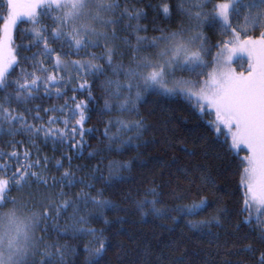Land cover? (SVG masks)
I'll return each mask as SVG.
<instances>
[{
  "label": "snow or ice",
  "instance_id": "obj_1",
  "mask_svg": "<svg viewBox=\"0 0 264 264\" xmlns=\"http://www.w3.org/2000/svg\"><path fill=\"white\" fill-rule=\"evenodd\" d=\"M142 2L136 0L130 5L128 0L123 3L121 0H7L6 14L0 15V91L3 92L0 133L7 124L10 136L29 134V143L37 148V152L33 158V154L25 149L21 156L15 150V144L22 142L14 141V150L0 155V160L5 161L0 164V264H65V255L71 249L66 245L46 243L43 235L50 230V221L54 222L52 227L58 229L62 216L66 222H71L64 230L66 233L70 231L74 237L92 238L84 248L90 257L86 264H100L112 247L104 237V229L89 225L97 217H104L106 210H119L118 205L104 198V189L123 182V173L132 169L133 161L108 160L102 168V158L90 170L93 175L81 179H76L75 171H83L85 166L78 165L75 171L72 168L73 159L83 158L85 150L84 125L89 119L88 104L94 99L88 78L101 76L105 77L100 85L104 97L101 115H111L115 111L129 117L106 121L103 135L108 141L106 150L109 154L123 155L127 150L143 145L148 125L140 114L139 104L146 95H154L184 101L196 118L203 121L202 130L197 131L198 141L208 145L203 151L205 159L227 157L232 163L238 159V190H242L240 215H247L227 233L233 237L235 251L226 254L246 258L236 264H264V228L258 235H240L243 226L252 223L253 211L257 213V221L264 216V0H175L174 3L173 0H161L155 5L157 15L168 19L176 14L181 20L175 28L152 27L151 31L159 35L151 37L141 35L150 30L142 23L148 18V12L138 7ZM152 7L147 5V8ZM23 18L32 25L27 30L29 43L17 45L14 30ZM46 19L51 25L43 22ZM209 28L218 29L220 39L210 42L206 35ZM256 32L258 36L253 34ZM57 43L68 51L61 53L53 48L52 45ZM33 48L38 51L21 57V52H31ZM89 49L102 51L97 55ZM81 53L86 59H64ZM239 54H246L247 68L238 72L233 61ZM46 61L51 68L45 66ZM22 62L27 67H21ZM17 68L21 69L20 74L15 80L10 79ZM29 68L31 71L27 70ZM74 79L82 82L72 91L87 90L88 101L77 102L73 95L59 107L37 105L25 107L23 112L11 107L13 102L27 104L36 99L41 88L46 97L54 95L64 99L68 85ZM133 116L138 118L131 119ZM205 117L212 118L205 120ZM59 124L63 128L53 127ZM113 127H116L115 133H111ZM41 134L45 143L52 141L54 149L57 144L67 142L69 151L74 153L63 154L56 160V170H64L59 178L53 176L51 181L47 175L51 161L39 154L35 144ZM217 148L222 151L217 152ZM241 151L245 152L243 156H239ZM187 154L195 156L196 152ZM88 156L96 159L100 151L88 152ZM9 160L14 163H8ZM63 161L68 162L67 168ZM172 164L176 165V172L158 187H171L174 181L181 179L195 184L188 168L181 166L176 158ZM104 171H107V177L103 175ZM195 171L201 174L202 183L215 187V180L205 175L206 166H197ZM88 179L99 180L104 189L97 190L95 195L85 191L93 188L92 183L86 182ZM76 185L83 187L70 198L65 189ZM176 187L179 188L178 183ZM13 192L18 195H12ZM144 195L153 198L134 200L125 196V199L132 201L144 216L171 219L174 224L179 221L171 216L173 211L181 213L180 219L189 217L186 227L200 233L209 243L220 239V234L213 232V228L227 231L225 224L230 214L226 208H216L214 214L205 219H191L207 211L206 197L172 209L158 207L163 204L164 192L157 191V187L149 188ZM184 198L176 196V199ZM118 222L122 223V219L118 218ZM104 223L110 221L105 219ZM225 243L227 245L229 241ZM171 251L181 254L170 261L166 256H157L153 262L149 260L150 250H146L143 261H125L118 256L117 264H164V261L194 264L178 243ZM201 264H213V261L205 260ZM223 264H232V261L225 260Z\"/></svg>",
  "mask_w": 264,
  "mask_h": 264
},
{
  "label": "trees",
  "instance_id": "obj_2",
  "mask_svg": "<svg viewBox=\"0 0 264 264\" xmlns=\"http://www.w3.org/2000/svg\"><path fill=\"white\" fill-rule=\"evenodd\" d=\"M226 0H217V2H223ZM175 0H173V3ZM123 3V0H121ZM128 3L135 4L136 0H128ZM161 3V0H143L138 5L140 8H144L148 12L147 20L142 21L143 24L149 27L147 33H141V35H147L149 37L153 35H159L158 32L151 31L152 27H164L175 28L180 23L181 17L173 14L170 18L165 19L162 15H157L155 11V5ZM152 5V8H147V5ZM7 0H0V15L6 14ZM26 19H22L18 22L17 28L14 30L15 44H28L29 34L28 29L31 28V24L26 22ZM153 21L155 23H153ZM44 23L51 25L50 20H44ZM243 23V18L240 20ZM259 35L258 32L253 33ZM124 35V33H121ZM206 35L210 38V42H215L220 39L219 31L215 28H209L206 31ZM53 48H56L61 53L68 51L65 47L61 49L60 44H53ZM38 51L33 48L31 52H21V57L31 56L34 52ZM89 51L95 52L99 55L102 49H89ZM55 53L53 54V58ZM38 59H41L38 57ZM66 60L86 59L83 53L79 56L69 55L64 57ZM30 63V62H29ZM127 63V60H125ZM45 66L51 68V65L45 62ZM21 67H27L25 63H21ZM20 68H17L15 73L10 79L15 80L20 74ZM31 71V69H27ZM57 75H64V73H57ZM75 76L74 73L71 74ZM110 75V73L108 74ZM67 78V77H66ZM114 78V77H113ZM104 76L99 78L89 77L88 81L92 85L93 100L88 104V116L89 119L85 122L84 128L86 134L84 136L85 150L82 153L81 159H73L72 168L75 171L78 165L85 166L83 171H75L76 179L87 178L93 175L90 171L94 168L100 160L103 158V168L107 164L108 160L119 161H133V167L130 171L123 173L125 179L123 182H116L113 188L104 189V185L99 180L88 179L86 182L92 183L93 188L91 190L84 189L85 191H91L93 195L97 190L104 189V198L110 199L118 205L119 210H106L104 217H97L89 225L96 229H104V237L110 242L111 248L107 254L103 257L100 264H117L118 256L122 260H136L143 261L144 252L150 250L151 255L149 260L153 262L157 256H166L171 258L180 256V252H172L171 247H174L177 243L181 247L182 251H186L189 254L190 259L194 261V264H201L202 261L210 260L213 264H223V261L230 260L232 264H236L238 260L246 259L243 256L227 255L229 251H235L233 247V237H230L227 233L233 230V226L244 218L240 215V209L242 207V190H238L239 175L237 173L238 159L236 163H232L229 158L224 159H205L203 151L208 147L206 144H202L198 141L199 132L197 129L202 130L203 121L196 118L188 105L179 99H169L164 97H157L154 95H146L139 104V111L142 116L146 118L148 125V131L144 135L143 145L136 149L132 148L127 150L123 155L117 153L109 154L107 152L108 141L105 139L103 133L106 127V121L109 119L115 120L129 119L127 114L120 115L113 111L111 115H101V110L104 107V97L100 90ZM81 80L74 79L69 85L67 95L64 99H57L54 95L52 97H46L43 89L36 94L37 98L27 104L12 103L11 107L15 111L23 112L25 107L35 108L37 105L42 108H50L52 106L59 107L65 103L66 99H69L73 95L76 96L77 102L80 100L88 101L87 90L73 92L72 89L76 88ZM11 91V89H9ZM53 91H55L53 89ZM3 96V92L0 91V97ZM74 107V105H73ZM34 114V113H33ZM47 120V116L41 112ZM50 115H59L58 113H50ZM138 117H131V119H137ZM212 117H205L204 119H211ZM29 122L32 123L29 118ZM38 123V122H36ZM18 127V126H17ZM53 127L63 128L62 124L54 125ZM91 130V131H89ZM8 125L3 126V133H0V155L4 153H11L14 150L13 142H22L15 144V150L22 156L25 149H28L35 158L37 148L32 147L29 143L30 135L27 133L17 134L10 136L7 134ZM116 132V127L111 129V133ZM110 133V134H111ZM128 135H132L129 133ZM125 139L127 137H124ZM79 139V137H78ZM211 144V140L208 142ZM36 146L39 148V154L41 156H47L50 159L48 165V179L51 181L53 176L59 178L64 169L57 171L55 168L56 160H60L63 154L74 155L69 151V145L66 142L63 145L57 144L55 149L53 143L49 140L47 143L43 140V135L39 139L35 140ZM100 151V156L93 159L88 156V152ZM196 152L195 156H189L188 152ZM217 152H221L222 149L217 148ZM243 151L239 153L242 156ZM234 155V154H233ZM173 158L179 161L181 166L188 168L191 171V179L195 181V184H190L187 180L181 179L174 181L171 187H158L162 186L165 181L169 179L170 174L176 172V165L172 164ZM4 160H0V164L4 163ZM8 163H14V160H9ZM65 168L68 166L67 161H63ZM197 166L207 167L205 175L212 177L215 180V187L211 184L202 183L199 179L200 173L195 171ZM99 176V173H95ZM103 175L107 177V171L103 172ZM154 182V183H153ZM179 184L177 189L176 185ZM82 185H76L71 189H65L69 193L70 198H74L75 194L80 192ZM157 187V191H163L162 197L163 204L158 207L176 208L183 205H191L194 201L199 202L200 198L206 197L209 207L206 212L191 219L201 220L214 214V210L218 207L226 208L229 211L227 222L225 227L227 231L223 229L213 228V232L220 234L219 241L208 242V239L202 237L200 233L190 231L186 227L187 219H180L181 213L171 212V216L178 219V223L174 224L171 219H158L155 216H144L141 212L137 211L134 203L130 200H126L125 196H131L134 200L152 199L151 196H145L149 188ZM175 190V192H174ZM199 193V194H198ZM12 195H18L13 192ZM176 196H183L184 199H176ZM147 211V209H145ZM257 213H252V223L244 225L240 235L245 233H251L258 235L260 230L264 228V216L260 217V220H256ZM118 218L122 219V223L118 222ZM107 219L110 223L105 224L104 220ZM59 228L52 227L54 222L50 221V230L45 235L46 243H57L61 246H68L71 251L65 255V264H86L90 258L89 253L84 251L85 245L91 243L92 238L74 237L71 232H65L66 227H70V221L66 222V218L62 216L58 221ZM173 229V231H168ZM226 241L229 243L226 245ZM175 242V243H174ZM239 247V244H236ZM49 251H52L49 249ZM218 253V254H217ZM39 259V257H38ZM169 261H164V264H169Z\"/></svg>",
  "mask_w": 264,
  "mask_h": 264
},
{
  "label": "rangeland",
  "instance_id": "obj_3",
  "mask_svg": "<svg viewBox=\"0 0 264 264\" xmlns=\"http://www.w3.org/2000/svg\"><path fill=\"white\" fill-rule=\"evenodd\" d=\"M226 2V1H223ZM26 19L27 18H23ZM233 67L239 72L244 71L247 68V56L246 54H239L234 58ZM245 154L243 151L242 156Z\"/></svg>",
  "mask_w": 264,
  "mask_h": 264
}]
</instances>
